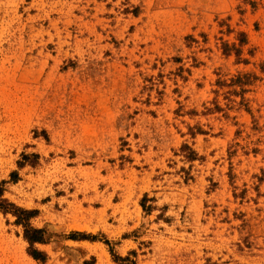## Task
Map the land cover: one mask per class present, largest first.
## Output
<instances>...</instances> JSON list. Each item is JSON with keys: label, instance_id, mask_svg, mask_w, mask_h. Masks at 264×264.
<instances>
[{"label": "rangeland", "instance_id": "rangeland-1", "mask_svg": "<svg viewBox=\"0 0 264 264\" xmlns=\"http://www.w3.org/2000/svg\"><path fill=\"white\" fill-rule=\"evenodd\" d=\"M1 181L0 264H264V0H0Z\"/></svg>", "mask_w": 264, "mask_h": 264}, {"label": "trees", "instance_id": "trees-1", "mask_svg": "<svg viewBox=\"0 0 264 264\" xmlns=\"http://www.w3.org/2000/svg\"><path fill=\"white\" fill-rule=\"evenodd\" d=\"M11 180L16 181L17 175L16 172H11L10 174ZM5 181L0 182V211L3 214L10 213L15 217L14 223L17 225H21L23 227V237L29 244V254L36 260L44 261L46 258V254L42 251H39L34 247L35 244H43L47 243L50 239L49 233H47V229L45 227L43 228H37L33 227L30 223V220L37 214L36 210L32 209H24L22 207H19L15 205L14 203L8 201V199L3 197L4 188L3 184ZM144 206V205H143ZM68 238L70 239H78V238H89V239H96L97 237L95 235H82L81 233H71ZM107 245H109V242L107 240L104 241ZM112 256L115 261L118 262H127V257H120L113 253L112 249H110ZM130 264H136L134 262Z\"/></svg>", "mask_w": 264, "mask_h": 264}]
</instances>
